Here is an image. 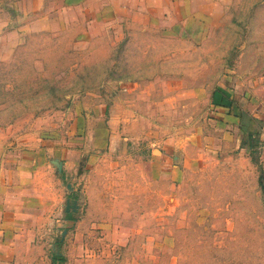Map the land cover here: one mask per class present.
<instances>
[{"label": "rangeland", "instance_id": "rangeland-1", "mask_svg": "<svg viewBox=\"0 0 264 264\" xmlns=\"http://www.w3.org/2000/svg\"><path fill=\"white\" fill-rule=\"evenodd\" d=\"M0 148L78 204L61 264H264V0H0Z\"/></svg>", "mask_w": 264, "mask_h": 264}, {"label": "crops", "instance_id": "crops-1", "mask_svg": "<svg viewBox=\"0 0 264 264\" xmlns=\"http://www.w3.org/2000/svg\"><path fill=\"white\" fill-rule=\"evenodd\" d=\"M214 93L218 109L233 107L223 90ZM48 162L43 150L0 148V264H60L55 261L58 228L73 217Z\"/></svg>", "mask_w": 264, "mask_h": 264}, {"label": "water", "instance_id": "water-1", "mask_svg": "<svg viewBox=\"0 0 264 264\" xmlns=\"http://www.w3.org/2000/svg\"><path fill=\"white\" fill-rule=\"evenodd\" d=\"M54 164L56 165V167L59 169L60 172H62L63 170V164L59 161V160H55ZM78 204L76 203V201H69L67 204V210L66 212L69 213L71 211L73 212H78ZM68 233V231H64V235H66Z\"/></svg>", "mask_w": 264, "mask_h": 264}, {"label": "trees", "instance_id": "trees-1", "mask_svg": "<svg viewBox=\"0 0 264 264\" xmlns=\"http://www.w3.org/2000/svg\"><path fill=\"white\" fill-rule=\"evenodd\" d=\"M55 261L56 262H59L61 264V262L63 261V259L59 257V258L55 259Z\"/></svg>", "mask_w": 264, "mask_h": 264}]
</instances>
